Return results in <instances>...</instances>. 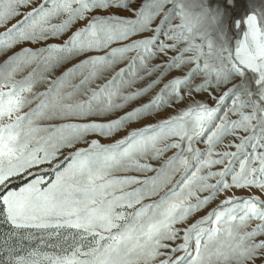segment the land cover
Masks as SVG:
<instances>
[{
    "label": "snow or ice",
    "instance_id": "1",
    "mask_svg": "<svg viewBox=\"0 0 264 264\" xmlns=\"http://www.w3.org/2000/svg\"><path fill=\"white\" fill-rule=\"evenodd\" d=\"M0 264H264V0H0Z\"/></svg>",
    "mask_w": 264,
    "mask_h": 264
}]
</instances>
